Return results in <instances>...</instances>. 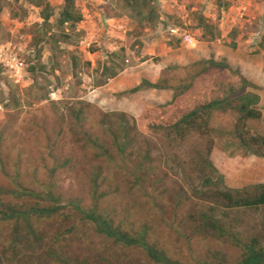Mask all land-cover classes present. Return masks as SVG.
I'll return each instance as SVG.
<instances>
[{
	"label": "rangeland",
	"instance_id": "rangeland-1",
	"mask_svg": "<svg viewBox=\"0 0 264 264\" xmlns=\"http://www.w3.org/2000/svg\"><path fill=\"white\" fill-rule=\"evenodd\" d=\"M253 1L258 3V0H248L249 7ZM47 2L54 15L49 19L52 23L61 0ZM235 2L236 0H155L160 20L155 26L156 35L151 38L149 29L139 27L135 21L124 17L118 0H75L77 10L82 11V21L89 27L85 29L77 24L75 33L78 37L75 44L60 45L59 52L54 57L49 52L46 38L56 30L52 27L44 33L38 19V9L23 0H0V187L17 189L21 195L16 200L20 202L24 199L23 191L36 190L34 188L41 184L52 183L61 205H64L66 199L77 198L79 206L88 208L91 202L87 194L86 179L93 166V159L85 148L87 133L91 132L102 142L110 144L111 130L117 131V117L123 114L128 124H134L136 129L147 135L143 131L146 122L156 124L160 114L152 107L145 109L147 105L144 106L143 102L165 100L168 94L147 88L132 95L121 94L123 91L99 93L96 91L98 87L94 88L92 85L96 65H108L106 56L124 46L126 61L122 65L123 70L138 65L140 62L137 58L141 62L149 60L147 65L150 67L160 62L159 65L163 68L159 71L152 67L151 74L158 75V78L164 79L174 88L190 84V91L182 93L179 99L182 106L187 100L185 108H193L194 105L189 102V96L193 92L206 91L209 87L211 91L207 94L217 95L215 87L211 86L214 84L217 87L216 81L206 77L207 72H201L195 79L189 77L200 67H195L196 70L188 68L191 63L203 59L199 57L202 49H198L195 59L186 62L179 59L178 55L172 56V53L160 57L162 47L159 44L152 49L150 41H162V37L167 34L161 23L168 21L178 25L181 24L179 16H182V28L194 38L195 45L186 46L178 42L177 45L181 46L176 48H182V58L193 56L198 48L196 41H200V31L195 27L194 15L199 13L216 27L219 43L215 45L224 47L227 52L231 51L230 56L242 57L248 51H260L256 43H249L253 49H247L245 42L249 36L252 37L259 31H263L264 36V21L260 24L256 15L238 20L232 7ZM167 5H172L169 15L165 14ZM22 10H25V16L21 14ZM11 13H14V17ZM261 18L264 19V15ZM227 25L230 27H226ZM136 42L143 46L137 53L131 48ZM232 45L238 48L237 54L232 52ZM62 50L71 51L79 59V68L70 70L68 56ZM13 56L15 60L12 59ZM172 58L177 61L168 65L162 63L163 60ZM218 58V62L221 61ZM85 62L88 65L82 64ZM239 63L244 64L246 70L254 71L255 75H261L258 68H253L245 59H239ZM261 64L264 65V60ZM212 70L209 68L208 72ZM219 78L223 79V76L220 75ZM231 80L237 81L233 76ZM246 92L256 94L251 87H247ZM256 95L261 117L247 121L245 127L239 129L245 140L248 136H259L264 131V96L260 101L259 95ZM80 102H87L89 107L80 111ZM98 112L116 114L111 119V130L108 131L110 135L105 134L109 124L99 122ZM236 117V113L229 109L210 111L207 129L191 131L181 142L167 143L162 136V143L156 138L159 134L147 136L153 146L149 155L151 162H144L148 166L142 189L137 192L136 187H132L131 179L125 180L119 176L113 178L111 171L106 177L107 182L104 183L105 179L101 181V188L106 189L107 186V190L111 189L114 194L108 202L109 217L114 222L122 220L121 223L124 224L131 219L137 222L141 215L148 218L160 212L166 223L171 221L179 227L176 229V226L170 225L172 228L165 229L162 240L169 258L181 264H238L241 251L225 237L211 239L209 235L195 232L192 219L199 213H207L210 208H214L217 215L219 210L226 213L221 217L219 215V218L223 220L227 230L236 233L240 240L255 238L264 247V237L260 234L263 210L226 211L216 204L217 198L213 195L214 191L221 190L222 187L241 189L264 181V158L251 155L250 150L240 147L238 139L234 137ZM131 134L125 140V154L121 158L128 171L144 161L141 153L136 155L134 151L135 146L143 145L142 136L134 137ZM249 147L257 148L252 145ZM259 151L264 152L262 148ZM64 160L67 161L65 166L62 164ZM207 162H210V167ZM54 168L50 174V170ZM204 178H210L212 184L204 185ZM27 201L32 204L35 202L34 199ZM52 217L38 223L40 231L46 233V244L49 243L50 232L71 226L70 222L62 223L60 216ZM137 225L134 223V226ZM174 229L176 230L172 232ZM74 230L60 245V250L68 258L75 255L79 260L92 261V264H105V261L111 264H150L139 250L116 249L118 251L112 252L104 248V243L91 230L80 226ZM10 234V226L0 222V264H34L27 261L32 256L40 257V261L44 260V240L34 252L18 253L15 246L10 245ZM99 256L103 257L104 262L99 261ZM48 264L57 263L51 261Z\"/></svg>",
	"mask_w": 264,
	"mask_h": 264
},
{
	"label": "trees",
	"instance_id": "trees-1",
	"mask_svg": "<svg viewBox=\"0 0 264 264\" xmlns=\"http://www.w3.org/2000/svg\"><path fill=\"white\" fill-rule=\"evenodd\" d=\"M23 1L31 7L38 9V19L41 21L40 25L41 28H44V33L50 31L52 27L55 28L56 32L49 33L46 38V44L52 56L56 57L60 45L73 46L75 44L78 37L75 33V27L82 22V15L76 8L75 0H61L60 8L52 23L49 22V19L54 15L47 0ZM118 1L125 18L135 21L139 27L149 29L152 34L151 38L156 35L155 26L160 20V15L156 11L155 0ZM217 5H220L219 2ZM21 12L25 16V10ZM11 15L14 17V13H11ZM194 15L196 18L195 27L201 31L200 42L203 44L204 58L188 66V68L194 70H196L195 67L200 66L189 77L195 79L201 72H207L205 76L211 78L212 81H216L217 87L211 84V86L215 87L216 96H209L207 94L211 91L209 87L206 91L198 90L189 96V102L194 107L190 109L185 108L188 104L187 100L185 99L184 106H182L179 97L185 91L189 92L191 85L188 84L183 87L174 88L160 77L154 83L141 80L137 86L123 90L121 94L128 95L145 90V88L164 91L168 94L165 100H157L153 103L143 102L144 106L147 105L144 107L145 109L152 107L160 114L156 124L146 122L145 130L143 131L147 132V135L136 129L134 124H128L123 114L118 115L117 131L113 132L111 130V119L115 118L116 114L98 112L100 115L99 122L101 124H109L105 134L110 135L108 133L110 129L112 135L111 143L108 144L102 142L97 135L91 132L87 133L85 148L92 155L93 159V166L90 167L89 177L86 179L87 194L91 202L88 208L79 206L76 202L77 198L66 199L64 205H61L58 196L53 191L54 185L52 183L34 186L36 190L28 189L23 191L22 196L24 199L20 202L16 200L21 195L17 189H3L0 187V222L10 226V245L15 246L14 249L18 253L24 251L34 252L35 249L41 247L43 240L45 242L44 260L40 261V257L32 256L31 259L27 260L28 262L40 264L36 262L35 259H37L44 264H48L51 261L57 264H92V261L79 260L75 255L68 258L60 250V245L64 241V238L69 237L74 233V228L80 226V228L91 230L104 243V248L112 252L118 251L116 249H134L139 250L150 264H181L169 258L162 240V234L165 229L172 228L173 225L178 229L177 225L171 221L170 223H166L160 212L148 218L141 215L137 222H134L132 219L127 220L124 224L121 223L122 220L114 222L113 218L109 217L108 208L109 199L114 194L111 189L107 190V186L106 189L101 188V181L105 179L104 183H106V177L111 171L113 178L119 176L121 179H131L133 181L132 187H136L137 192L142 189V185L146 181L145 171L148 166L144 162H151L149 155L153 144L151 145V139L149 140L147 137L149 135L159 134V137L156 138L160 141H162L161 138L164 136V140L167 143L173 141L181 142L187 133L207 129V116L210 111H226L229 109L233 110L237 116L234 124V137L238 139L240 147L249 149L250 154L253 156L264 158V152L259 151L261 148L264 151V131L259 136H248L246 140L239 131V129L245 127L247 121L257 120L261 117V112L257 105L258 96L254 93L246 92L247 87H251L252 90H256V87L248 82L238 72L237 68L231 65L223 56L218 58L221 60L219 62L217 58H214L212 45L216 43L215 41L218 39L219 33L215 29L216 27L213 24H209L202 15L199 13H195ZM172 42L177 46L179 41L174 39ZM257 47L260 50H264V37L260 39ZM131 48L135 49L134 51L137 53L139 48H143V46L136 42L134 45L132 44ZM231 48H234V45ZM62 51L68 56L70 70L73 71L77 67L79 68V59L71 51ZM124 53L125 47H119L116 51H112L106 56L108 65H96L93 71L94 77L92 78L94 88L103 86L107 79L113 78L123 70L122 65L124 66V62L126 61ZM137 59L139 62L142 61L139 58ZM82 64L88 65V62ZM39 68L42 69V66ZM209 68L213 70L208 72ZM210 73H214V75H210ZM220 75L223 76V79L219 78ZM231 76L237 81L233 82ZM80 103L82 104V107L79 109L80 111L83 108L85 109V107H89L87 102ZM144 121H146L145 118ZM80 133L83 134L82 132ZM130 133L134 137L142 136L141 141L143 145L141 147L135 146L134 151L136 155L141 153L144 161L140 165L137 163L135 168L128 171L123 166L121 158L125 154V140L128 139ZM251 145L257 148L251 149L249 147ZM62 164L65 166L67 161L64 160ZM206 164L209 167L211 166L210 162ZM54 170L55 168L51 169L49 173L51 174ZM203 183L206 186L212 184L210 178H204ZM213 195H216L218 200V202L216 200V204L226 211L262 209L263 217L260 223V234L264 237V181L241 189L222 187L221 190L214 191ZM28 199H34V204L27 201ZM214 210V208H210L207 213H199L197 217L192 219L191 223L194 225L195 232L209 235L211 239L225 237L232 246L239 248L241 251V258L238 264H264V247L259 244L257 239L248 238L243 241L240 240L236 233L227 230L225 224L222 222L223 220L219 218V215L221 217V215H225L226 213L219 210L217 215ZM53 215L56 217L60 216L62 223H66V221L70 222L71 226L67 229L62 228V230L50 232L49 243L46 244V233L40 231L38 223L53 218ZM60 219L58 218V220ZM134 223L138 225L134 226ZM176 229L172 230V232ZM102 258H99L101 263L104 262ZM96 264H99V262ZM105 264L111 263L105 261Z\"/></svg>",
	"mask_w": 264,
	"mask_h": 264
},
{
	"label": "crops",
	"instance_id": "crops-1",
	"mask_svg": "<svg viewBox=\"0 0 264 264\" xmlns=\"http://www.w3.org/2000/svg\"><path fill=\"white\" fill-rule=\"evenodd\" d=\"M170 1H172V0H170ZM170 7H172V5H167L165 7V11H166L165 14L166 15H169L171 13ZM80 13L82 14L81 10H80ZM253 15L257 16L256 17V18H258L257 21L260 24L264 21V19L261 18L264 15V0H258V3H254V1H253L252 6H250L248 9L247 16L252 17ZM82 16H83V14H82ZM180 18H182V16H180ZM165 24H166V22L161 23V25H165ZM80 25L82 27H85V29H88V27H89L86 24V22H83V21L80 23ZM226 27H230V25H227ZM195 31H198V30H195ZM163 33L166 34L165 32H163ZM200 35H201V31H200ZM162 41H164V42L162 43ZM162 41L158 40V39H153L152 41H150V45L153 46V47L151 46L152 49H154V46H158L159 44H160L159 47L160 48L162 47V49H160V51H159L160 57H162L166 54L172 53V56L178 55L179 59H184V61L188 62V61H192L193 59L196 58V53H198V49H200V50L202 49L199 57L204 58L203 44H202V42H200L198 40H197V45H198L197 51L195 53H193L194 54L193 56H190L187 58H182V48H176V46L174 45V42H172L170 40V37L167 34L165 35V37H162ZM215 42L219 43L218 40H216ZM250 42H251V36H249L245 42L247 49H249V50L253 49V46H249ZM178 46H181V44L177 45V47ZM212 46H213L212 52H213L214 58L223 56L231 65L235 66L237 68L238 72L248 82H250L252 85H254L256 87L255 93L259 95V100L261 101V99L264 96V67H263L264 65H262V64L260 65V62L262 60H264V50L258 51V49H257V52H254V50H251L253 52L246 50L248 52L244 56L235 57L234 55L230 56L229 52H231V51L227 52L224 47L216 46L215 44H213ZM237 49L238 48H236V46H235V48H232V52L237 54L238 53ZM242 58L245 59L249 65L251 63L252 67L254 66L253 68L257 67L261 75L257 76L254 74L255 73L254 71L250 72V71L246 70L244 64L239 63V59H242ZM176 61L177 60H175V58H172V59H168V60H163L162 63H164V65H168L170 63H175ZM148 62H149V60H144V62H140V63H138V65H136L134 67H131V68L129 67V68L122 70L113 78L107 79L105 84L101 87H98L96 91L99 93H102L104 91V92H108L109 94H112V93H115L118 91H123V90L129 89V88H132L134 86H137L141 80H147L148 82L152 81L151 83H154L158 79V75L156 74L157 76H154L153 74H151L150 69L152 67H154V68H158V70L160 71L163 68V66H160L159 64H161V63L159 62L155 66L152 65V67H150L149 65H147ZM177 63H181V62H177ZM257 65H260V66H257Z\"/></svg>",
	"mask_w": 264,
	"mask_h": 264
},
{
	"label": "clouds",
	"instance_id": "clouds-1",
	"mask_svg": "<svg viewBox=\"0 0 264 264\" xmlns=\"http://www.w3.org/2000/svg\"><path fill=\"white\" fill-rule=\"evenodd\" d=\"M234 5V4H233ZM232 7H234V6H232ZM248 9H249V4H248V7H247V9H246V11H245V13H244V16L243 17H245V16H247V12H248ZM180 17V16H179ZM167 19V18H166ZM238 20H240V19H238ZM167 21V20H166ZM179 22H181V24H178V25H173L172 23H169L168 21L166 22V24L165 25H162V27L164 28V30H165V32L167 33V35L170 37V40L171 39H177L178 41H179V43H181L182 44V42H181V38H180V32L182 31V32H185V33H188L189 35H190V33L187 31V30H185V29H183L182 28V18H180V20H179ZM170 27H172V28H175V29H177V31H176V33H170L169 32V28ZM118 28H120V27H118ZM191 36V35H190ZM173 37V38H172ZM192 37V36H191ZM264 36H263V31L262 32H256L252 37H251V42H250V44L251 43H256V47H257V44H258V42L260 41V39H262ZM192 39H193V41H194V43H193V45H195V40H194V38L192 37ZM218 40V39H217ZM172 41V40H171ZM196 43H197V41H196ZM184 44V43H183ZM186 45V44H185ZM186 46H189V45H186ZM190 46H192V45H190ZM15 59V57L13 56L12 57V59ZM16 62V61H15ZM17 64V63H16Z\"/></svg>",
	"mask_w": 264,
	"mask_h": 264
},
{
	"label": "built area",
	"instance_id": "built-area-1",
	"mask_svg": "<svg viewBox=\"0 0 264 264\" xmlns=\"http://www.w3.org/2000/svg\"><path fill=\"white\" fill-rule=\"evenodd\" d=\"M247 7H248V0H236L233 8L235 9L236 15L239 19L243 18ZM176 31H177V29H175V28H172V27L169 28L170 33L174 34V33H176ZM180 33H181L180 38H181L182 43H184L186 45H193L194 41L188 33H185L182 31ZM15 65H17V64H15Z\"/></svg>",
	"mask_w": 264,
	"mask_h": 264
}]
</instances>
